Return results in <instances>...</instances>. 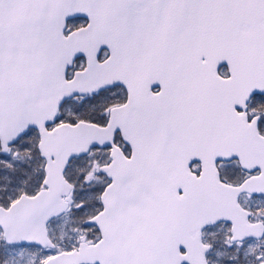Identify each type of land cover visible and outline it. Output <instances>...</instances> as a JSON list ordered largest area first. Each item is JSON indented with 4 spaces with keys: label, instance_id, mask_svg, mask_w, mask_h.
Instances as JSON below:
<instances>
[{
    "label": "snow or ice",
    "instance_id": "obj_1",
    "mask_svg": "<svg viewBox=\"0 0 264 264\" xmlns=\"http://www.w3.org/2000/svg\"><path fill=\"white\" fill-rule=\"evenodd\" d=\"M0 264H264V0H0Z\"/></svg>",
    "mask_w": 264,
    "mask_h": 264
}]
</instances>
